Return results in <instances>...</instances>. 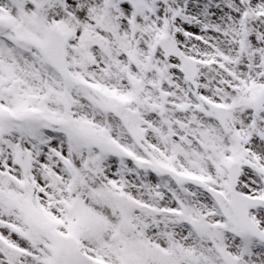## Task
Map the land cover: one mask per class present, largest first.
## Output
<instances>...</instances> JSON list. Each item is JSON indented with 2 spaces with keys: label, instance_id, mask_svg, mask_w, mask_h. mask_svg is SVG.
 Returning <instances> with one entry per match:
<instances>
[{
  "label": "snow or ice",
  "instance_id": "snow-or-ice-1",
  "mask_svg": "<svg viewBox=\"0 0 264 264\" xmlns=\"http://www.w3.org/2000/svg\"><path fill=\"white\" fill-rule=\"evenodd\" d=\"M0 264H264V0H0Z\"/></svg>",
  "mask_w": 264,
  "mask_h": 264
}]
</instances>
